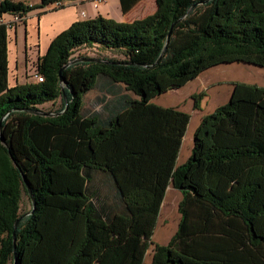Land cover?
Segmentation results:
<instances>
[{
  "label": "trees",
  "instance_id": "obj_1",
  "mask_svg": "<svg viewBox=\"0 0 264 264\" xmlns=\"http://www.w3.org/2000/svg\"><path fill=\"white\" fill-rule=\"evenodd\" d=\"M55 1L2 0L0 17ZM155 1L131 22L75 21L39 58L44 81L14 86L0 23V264H145L171 183L180 220L150 264H264V87L237 82L181 165L191 115L152 101L217 65L264 68V0ZM81 47L121 57L72 62Z\"/></svg>",
  "mask_w": 264,
  "mask_h": 264
},
{
  "label": "rangeland",
  "instance_id": "obj_2",
  "mask_svg": "<svg viewBox=\"0 0 264 264\" xmlns=\"http://www.w3.org/2000/svg\"><path fill=\"white\" fill-rule=\"evenodd\" d=\"M157 5L155 0H142L136 4L131 13L124 15L115 5H110L113 19L117 21L131 22L135 19L143 18L156 11ZM87 55L90 57H116L120 58L119 54L111 51L101 50L98 47H81L74 53V57ZM237 82L256 84L264 87V68L248 64V63H231L222 64L209 68L199 77L190 81L180 89H173L165 95H161L155 103H161L164 99H169V107H176L189 113L193 116L191 129L194 128L199 112L203 113V117L215 110L219 105L226 103L232 95L234 86ZM122 91V85H116ZM127 92V91H126ZM101 94L99 86L85 97V107L94 109L98 103L96 95ZM62 107V100L58 98L54 102H46L39 105V108L45 111H55ZM200 109L202 111H200ZM202 117V119H203ZM201 119V120H202ZM201 122V121H200ZM190 126V125H189ZM188 126V127H189ZM188 131V129H187ZM186 150V147L185 149ZM185 155V151L182 153ZM178 195L181 192L173 188ZM179 203L171 206L163 207L160 216L158 217L155 231L152 237V244L145 256V264H150L152 261L154 246L156 244L165 245L169 242L172 235L175 233L180 220L178 210ZM30 207L28 196L23 194V210Z\"/></svg>",
  "mask_w": 264,
  "mask_h": 264
},
{
  "label": "crops",
  "instance_id": "obj_3",
  "mask_svg": "<svg viewBox=\"0 0 264 264\" xmlns=\"http://www.w3.org/2000/svg\"><path fill=\"white\" fill-rule=\"evenodd\" d=\"M1 1L2 0H0V3ZM15 1H21L29 4H39L41 2V0ZM111 4L117 6V8L122 12L120 0H107L98 8L93 6L92 0H67V5L62 8H53L52 6L47 5L45 7L34 9L27 13L24 21L14 24L11 28H8V63L10 71V86H14L17 83L25 84L30 81H37L35 74L37 73V64L39 62V58L47 52L51 41L75 21L92 19L99 15L113 18L112 11L110 10ZM135 6L129 12L125 14L123 12L122 13L124 15L131 13ZM83 11L86 13V16L82 15ZM12 16L13 14L5 13L3 14L2 18L10 20ZM169 91L165 93H168ZM165 93L161 95H165ZM161 95H158L152 101L155 103V101H158V98H160ZM98 96L100 95H96V98ZM160 102V104H156L164 107H169L171 105L169 104V99H164ZM200 111L202 110L200 109ZM198 115V119L196 120L193 129H191L189 126L192 125L191 122L193 121V116H191L190 122L188 124L189 127H187L188 131H186L178 155L177 165H181L186 162L191 154L194 132L197 126L200 124L203 113L199 112ZM185 147L186 150H184ZM183 151H185V155L182 154ZM173 188L174 186L172 183L168 185L161 211L165 206H168L169 208V206L173 204V200L175 204L180 202L182 194L178 195Z\"/></svg>",
  "mask_w": 264,
  "mask_h": 264
},
{
  "label": "built area",
  "instance_id": "obj_4",
  "mask_svg": "<svg viewBox=\"0 0 264 264\" xmlns=\"http://www.w3.org/2000/svg\"><path fill=\"white\" fill-rule=\"evenodd\" d=\"M107 0H92V4L95 8H98L102 3L106 2ZM67 5V0H58L54 3H51L49 6H52L53 8H62ZM27 14L24 13H15L13 14L12 18L10 20H6L2 17H0V23L6 24L8 28H11L14 24L21 23L25 20ZM83 16H86V13L82 12ZM37 81L41 82L44 81V77L39 74L38 72L35 74Z\"/></svg>",
  "mask_w": 264,
  "mask_h": 264
},
{
  "label": "water",
  "instance_id": "obj_5",
  "mask_svg": "<svg viewBox=\"0 0 264 264\" xmlns=\"http://www.w3.org/2000/svg\"><path fill=\"white\" fill-rule=\"evenodd\" d=\"M169 37V36H168ZM78 61H88V62H92V61H100L99 59H96V58H92V57H89V58H79V59H75V60H73L72 62H78ZM71 62V63H72ZM61 81L63 82V78H61ZM65 99H66V97H64ZM50 113H47V115H49ZM28 186V185H27ZM28 190H29V192H30V189H29V187H28ZM30 194H31V192H30ZM31 198H32V200H33V204H34V199H33V197H32V195H31ZM33 211V210H32ZM17 223L18 222H16L15 223V229H16V227H17ZM14 240H15V237H14Z\"/></svg>",
  "mask_w": 264,
  "mask_h": 264
}]
</instances>
